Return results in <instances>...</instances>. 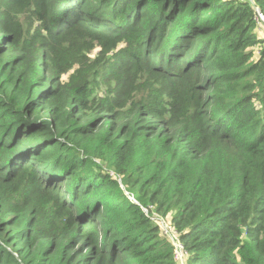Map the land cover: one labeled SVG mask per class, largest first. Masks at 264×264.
Returning <instances> with one entry per match:
<instances>
[{
	"label": "trees",
	"instance_id": "1",
	"mask_svg": "<svg viewBox=\"0 0 264 264\" xmlns=\"http://www.w3.org/2000/svg\"><path fill=\"white\" fill-rule=\"evenodd\" d=\"M261 14L0 0V264H264Z\"/></svg>",
	"mask_w": 264,
	"mask_h": 264
},
{
	"label": "rangeland",
	"instance_id": "2",
	"mask_svg": "<svg viewBox=\"0 0 264 264\" xmlns=\"http://www.w3.org/2000/svg\"><path fill=\"white\" fill-rule=\"evenodd\" d=\"M261 16L264 17V15H261ZM258 32L260 35L264 36V28L263 27H260ZM154 220H156V222L160 225V228H161L160 232L161 233H169L170 234L169 236L171 237V233H170L171 230H170V227L166 224V221L162 217H159V216H155Z\"/></svg>",
	"mask_w": 264,
	"mask_h": 264
},
{
	"label": "built area",
	"instance_id": "3",
	"mask_svg": "<svg viewBox=\"0 0 264 264\" xmlns=\"http://www.w3.org/2000/svg\"><path fill=\"white\" fill-rule=\"evenodd\" d=\"M262 15V14H261ZM264 19V17H262ZM132 198V196H130ZM133 199V198H132ZM145 210L147 211V209L145 208ZM179 256H182V253L180 251L177 252Z\"/></svg>",
	"mask_w": 264,
	"mask_h": 264
}]
</instances>
